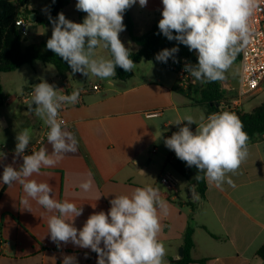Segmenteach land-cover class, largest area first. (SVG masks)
<instances>
[{
  "label": "crops",
  "instance_id": "1",
  "mask_svg": "<svg viewBox=\"0 0 264 264\" xmlns=\"http://www.w3.org/2000/svg\"><path fill=\"white\" fill-rule=\"evenodd\" d=\"M28 8L37 11L30 4ZM41 12L38 17L45 16V11ZM97 52L109 57L107 50L100 48ZM134 63L131 76L125 80L114 79L111 87L98 77L73 73L69 66L64 76L55 73L61 94L84 89L79 103L63 105L59 116L65 121L66 130L75 135L78 149L75 153H66L54 167L42 168L40 174L32 178L49 183L55 199L82 204L83 213L74 222L77 229H81L94 212L107 213L115 195L129 194L136 187L151 185L159 189L169 209L167 215H161L159 234L167 249L165 262L167 258H180L178 251L183 234L190 226L193 260L205 259V264H264L256 255L264 246V137L249 143L248 159L236 175H230L234 187L225 182L221 190L204 180L203 198L198 196L193 205L180 201L178 181L168 166L174 170L173 166H177L181 172L175 171L181 176L184 172L187 175L188 170L176 155L169 159L174 151L165 146V139L175 132L170 127L176 119H181V109L185 106L178 77L153 61ZM46 65L35 67L32 62L27 66H31L40 79L42 73L49 70ZM236 70L237 77L238 63ZM31 85L29 79H21L11 90L12 97L3 92L7 98L0 107V154L6 156L0 159V189L4 185V166L11 164L19 168L23 163L22 157H16L13 163L17 133L24 128L32 129L25 154L42 147L51 152L47 127L38 123L34 113L28 112ZM92 86H97L98 90H91ZM262 92L264 80L258 95ZM148 112L158 115L147 118ZM89 172L93 187L84 192L79 184ZM195 176L196 173L191 176L190 183L193 184ZM162 177L172 179L173 188L163 184ZM193 187L194 184L191 189ZM24 195L22 186L16 183L7 186L0 196V264H62L66 255L74 256L77 264H97V254L91 249L71 242L61 243L58 248L48 234V217L54 213L35 201H30L32 212L23 210L19 201Z\"/></svg>",
  "mask_w": 264,
  "mask_h": 264
},
{
  "label": "clouds",
  "instance_id": "2",
  "mask_svg": "<svg viewBox=\"0 0 264 264\" xmlns=\"http://www.w3.org/2000/svg\"><path fill=\"white\" fill-rule=\"evenodd\" d=\"M136 3L137 0H77L76 9L86 13L83 22H72L62 12L56 19L49 16L52 34L46 42L47 49L65 61L73 73L98 77L113 86L117 66L125 72H132L136 66L130 49L119 38L125 31L124 13ZM138 3L146 7L148 0ZM162 5L160 33L197 54L196 64L184 65L193 83L224 80L237 54L250 42V22L258 0H162ZM98 48L107 50L110 56L98 54ZM178 51V47L163 49L155 59L166 63ZM80 91L61 94L45 80L33 87L28 111L41 118L47 127L51 152L42 147L25 154L32 129L24 128L16 135L13 161L22 157L23 163L19 168L11 164L4 166L2 183L22 186L25 195L19 203L23 210L32 212L30 201H35L54 213L48 217V234L58 248L61 243L71 242L91 249L97 254V264H165L167 249L159 234L161 215H167L169 209L159 189L146 185L136 187L129 194L115 195L107 213L94 212L77 229L74 222L83 213L82 204L55 199L49 183L32 178L42 168L54 167L66 153L77 151L75 135L66 130V123L59 116L63 105L79 103ZM185 121L184 126L165 139V146L188 167L198 170V180L204 179L221 190L225 182L234 187L230 175H236L249 156V136L239 116L222 111L207 117L201 115L197 122L193 116L186 115L173 124L181 125ZM192 124L196 125L195 131L190 128ZM4 156L0 154V159ZM91 175L89 172L79 184L84 192L93 187ZM62 264H77V261L74 256L66 255Z\"/></svg>",
  "mask_w": 264,
  "mask_h": 264
},
{
  "label": "trees",
  "instance_id": "3",
  "mask_svg": "<svg viewBox=\"0 0 264 264\" xmlns=\"http://www.w3.org/2000/svg\"><path fill=\"white\" fill-rule=\"evenodd\" d=\"M70 0H47L45 16L38 17L40 10H30L28 8L29 0H0V75L10 73L17 70L23 65H30L34 61L53 66L59 76H64L68 70V64L60 57L56 56L51 50H48L46 43H29L22 47L24 37H22L15 25L18 18L29 20V15L36 16L35 23L32 26H52L49 16L56 19L59 13H63L64 8L69 4ZM83 15L79 13V23L83 22ZM124 25L131 40L135 43L137 50L131 52L133 62L153 61L160 67L173 71L176 75L180 69L184 68L186 63L196 64L197 54L195 51H189L188 47L172 40L169 41L158 28V24H154L150 31L142 36H134L132 34V22L129 15V9L124 13ZM176 33L174 32L173 35ZM178 47V53L174 54V58L170 57L168 61L160 62L155 59L156 55L163 49H171ZM109 53V52H108ZM110 56V53H109ZM238 58V54H237ZM131 76V72H125L119 66L116 67L115 80H125ZM192 83V78L186 73L185 84L188 90ZM181 94L190 98L189 94L180 91ZM225 91L220 86V81L203 83L198 100L194 104H200L205 107L206 115H210L215 110L216 103L222 99ZM7 96L3 93L0 78V107L3 106ZM239 118L243 122L244 130L249 136V143L259 141L264 137V102L256 105L249 112L242 113ZM177 172L181 170L177 166H173ZM198 172L196 173V175ZM201 177L203 173L199 174ZM194 191L200 197H204L205 182L204 179H197L193 182ZM8 185H3L0 189V196ZM193 230L187 226L182 238V256L178 259L167 258L165 264H189L199 263L205 264V259L193 260L191 251L193 249L192 240ZM256 255L264 262V246H261Z\"/></svg>",
  "mask_w": 264,
  "mask_h": 264
},
{
  "label": "rangeland",
  "instance_id": "4",
  "mask_svg": "<svg viewBox=\"0 0 264 264\" xmlns=\"http://www.w3.org/2000/svg\"><path fill=\"white\" fill-rule=\"evenodd\" d=\"M29 2H30L29 3L30 6L34 7L37 10L45 11L46 9L47 0H29ZM76 3L77 0H70L69 4L64 8L63 14L65 15L66 19L75 23H79V13L81 12L84 18L86 16V13L82 11H78L75 7ZM162 9H163L162 0H148L146 7H141L137 0V3L133 5L131 8H129V15L133 25L132 34L134 36L139 37L150 31L151 27L154 24H158L159 20L162 19ZM42 14L43 13L40 12V15ZM123 23H124V19H123ZM51 34H52V26L32 27L31 24L29 27L28 34L26 35V37H24V42L22 43V46L28 43H41V42L46 43L47 40L51 37ZM119 38L124 43L125 47L129 48L131 52H135L137 50V47L135 43L131 40L130 36L128 35L126 28L125 31L119 34ZM237 63H238V58L236 56L233 65L226 73V78L220 81V86L222 89H224V87L229 85L233 88L237 87L238 82L235 76L237 71L236 70ZM33 65H35V67H38L40 65H45V64H42L41 62L37 61V62H33ZM48 65L49 64H47L46 67L49 70L44 71L40 79H38V77H36V74H34L33 68L27 65H23L17 71L1 74L0 78L2 80L1 84H2L3 92L8 94L9 97H12L13 93L11 92V90L17 86V81L26 78L32 82L30 89L33 88L36 84H38V82H41V80L47 81L49 84L54 85L55 88L57 89L58 84L60 82H58L56 79L55 76L56 70L53 66H48ZM36 71L39 72L38 68H36ZM48 71H52V72H48ZM178 82L180 89H182L181 91L186 92L190 96V98H188L184 94L181 95L183 102H185V106H183L181 109V114H180L181 119L186 115H191L194 117V119L197 122H199V118L201 115H204L206 117V110L204 106L200 104H194L193 102L198 100L199 91L202 84L199 82L193 83L192 81L190 88L188 90L187 85H181L180 81ZM261 102H264V92H262L261 94L259 93L258 95V91H257L244 103V112H249L252 108H254L257 104ZM37 121L38 123H43V121L39 117L37 118ZM186 123L187 122L185 121L182 122L181 125L172 124L170 129H174L175 132H177L179 130V127L184 126ZM195 127H196L195 124L190 125L192 131H195L196 129ZM174 156H175V152H174ZM181 164L183 167H185L186 170H188L187 175L185 174L186 172H184L182 176L179 175L172 167H170V165L168 166V168L170 169V171L173 173L174 177L178 181L177 190H178L179 200L183 202H190V204L193 205L195 202L198 201V195L195 194L194 187L193 189H191L193 184L190 183V178L191 176L194 175V173H197L198 170L194 166L188 167L186 163L183 161H181ZM193 180H196V176L193 178ZM186 209H189L188 206L186 207Z\"/></svg>",
  "mask_w": 264,
  "mask_h": 264
},
{
  "label": "built area",
  "instance_id": "5",
  "mask_svg": "<svg viewBox=\"0 0 264 264\" xmlns=\"http://www.w3.org/2000/svg\"><path fill=\"white\" fill-rule=\"evenodd\" d=\"M252 36L250 42L238 53V72L236 88L224 87L225 95L216 105L213 113L230 111L238 116L244 113V103L255 94L264 80V0H258L257 10L251 17ZM15 25L22 37H26L31 22L29 20L18 18ZM186 71L180 69L177 77L181 85L185 84ZM91 90L97 91V86H92ZM84 89L80 91V95ZM155 112L145 114L147 118L156 117ZM48 131V129H47ZM169 159H174V152ZM161 182L167 187L173 188L174 181L169 177H162Z\"/></svg>",
  "mask_w": 264,
  "mask_h": 264
},
{
  "label": "water",
  "instance_id": "6",
  "mask_svg": "<svg viewBox=\"0 0 264 264\" xmlns=\"http://www.w3.org/2000/svg\"><path fill=\"white\" fill-rule=\"evenodd\" d=\"M35 18L36 16H34V14L29 15V21L31 22V24L35 23ZM178 254H179V257L182 256V247L179 248Z\"/></svg>",
  "mask_w": 264,
  "mask_h": 264
}]
</instances>
